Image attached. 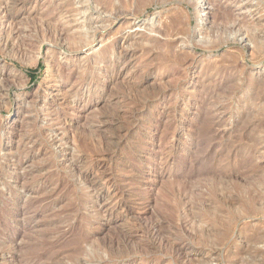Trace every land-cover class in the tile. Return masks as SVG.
Returning a JSON list of instances; mask_svg holds the SVG:
<instances>
[{"label": "rangeland", "instance_id": "rangeland-1", "mask_svg": "<svg viewBox=\"0 0 264 264\" xmlns=\"http://www.w3.org/2000/svg\"><path fill=\"white\" fill-rule=\"evenodd\" d=\"M65 1L0 0V264H264V0Z\"/></svg>", "mask_w": 264, "mask_h": 264}, {"label": "bare ground", "instance_id": "bare-ground-1", "mask_svg": "<svg viewBox=\"0 0 264 264\" xmlns=\"http://www.w3.org/2000/svg\"><path fill=\"white\" fill-rule=\"evenodd\" d=\"M67 1V0H66ZM65 1V2H66ZM89 0H83V2L84 3H86V2H88ZM91 1V0H90ZM96 1V3H98V4H101L102 2H101V0H95ZM109 1V0H108ZM158 3L159 2H162V3H165V2H168L169 0H156ZM181 1V0H180ZM188 1H191L192 2V4L195 6V8H196V10H198L199 9V7L200 6H202V5H204L205 4V2H204V0H188ZM212 1V0H211ZM72 2V1H71ZM113 2V1H112ZM126 2V1H125ZM214 2V1H213ZM216 2V1H215ZM95 3V4H96ZM104 3H107V1L106 2H104ZM113 3H115V2H113ZM206 3H207V1H206ZM211 3V2H210ZM80 4H83V3H80ZM118 4V3H117ZM72 5V4H71ZM97 5V4H96ZM110 5V4H109ZM80 6H82V5H80ZM91 6H92V4H91ZM99 6V5H98ZM104 6V5H103ZM106 7L105 8H108L109 6L106 4L105 5ZM142 6V5H141ZM74 7V6H73ZM90 7V6H89ZM93 7V6H92ZM112 7H113V9H114V7H116V6H113V4H112ZM118 5H117V9L116 10H118ZM121 7V6H120ZM96 8V7H95ZM105 8H104V11H105ZM216 10H214L213 12V15H214V18H213V16H212V18L214 19V21H213V23H216V26L215 27H213V25L211 26L210 25V27H208L207 26V31L206 32H204L205 33V43H209V48L210 49H213L214 47H217L216 46V44L217 43H222L224 40L226 41V40H228L229 39V36H231V35H233V34H237L238 32H242V27L241 28H236V27H234V26H237V25H234V24H230V22H234V21H232V20H234L233 18H232V14H230V12H228V10H226V9H224L223 8V6H221L220 4L219 5H217L216 7ZM90 9V8H89ZM75 10V9H74ZM115 10V9H114ZM86 11V10H85ZM112 11V10H111ZM119 11V10H118ZM128 11V10H127ZM200 11V10H199ZM75 13V12H74ZM106 13H108V12H106ZM112 13V12H111ZM130 13V12H129ZM113 14V13H112ZM82 15H84V14H82ZM111 15V14H110ZM117 15V14H116ZM129 15V14H128ZM88 16H90V15H88ZM109 16V15H108ZM114 17V16H113ZM172 18V17H171ZM170 18V19H171ZM91 19V18H90ZM212 19V20H213ZM96 20V19H95ZM173 20H175L174 18H172V21ZM176 20H178V19H176ZM182 20V19H181ZM92 21V20H91ZM99 21V20H98ZM102 21V20H101ZM180 21V20H179ZM184 21V20H183ZM89 22V21H88ZM152 22V21H151ZM154 22V21H153ZM178 21H176V23H177ZM185 22V21H184ZM183 22V23H184ZM94 23V22H93ZM101 23V22H100ZM104 24V23H103ZM244 24V23H243ZM95 25V24H94ZM151 25V24H150ZM165 25V24H164ZM178 25V24H177ZM182 25V24H181ZM241 25V24H240ZM260 24H255V25H250L249 26V24H248V26L249 27H251L252 26V30H255V31H259L258 29V26H259ZM109 26V25H108ZM112 26H113V24H112ZM152 27L151 28H154V26H155V23L154 24H152L151 25ZM166 26V25H165ZM187 26V25H186ZM245 26V25H244ZM81 27V26H80ZM92 27V26H91ZM91 27H90V30H91ZM94 27V26H93ZM101 27V26H100ZM102 27H104V26H102ZM156 27V26H155ZM159 27V26H158ZM247 27V26H246ZM162 28V27H161ZM167 28V27H166ZM168 28H170V26L168 27ZM167 28V29H168ZM183 29L185 30V27H183ZM93 30V29H92ZM102 30H103V28H102ZM104 30H105V28H104ZM107 30V29H106ZM172 30V29H171ZM81 33H80V35H81V37H80V39L78 40L79 42H81V43H84L83 41H85V42H87V41H89V39L87 38V36H88V33H89V29L87 30V29H85L84 27H81ZM94 31V30H93ZM98 31V30H97ZM163 30L162 29H158V32H162ZM186 31V30H185ZM95 32V31H94ZM104 32V31H103ZM171 32V31H170ZM102 33V32H101ZM105 33V32H104ZM107 33V32H106ZM168 33V32H167ZM185 33V32H184ZM183 33V34H184ZM264 33V32H263ZM98 34V33H97ZM163 34V33H162ZM172 34V33H171ZM186 34V33H185ZM203 34V33H202ZM164 35H166V34H164ZM212 35V36H211ZM259 35V34H258ZM215 36H217V37H215ZM214 37V38H213ZM70 38V37H69ZM111 38V37H110ZM174 38H175V36H174ZM210 38V39H209ZM217 38H218V41H217ZM261 38V37H260ZM76 39H78V37L76 38ZM144 39V38H143ZM169 39V38H168ZM70 40H71V38H70ZM138 40V39H137ZM73 41V40H72ZM71 41V42H72ZM152 41V40H151ZM151 41H149V50L150 49H152V48H154V47H157L159 44L155 41L154 43H151ZM192 41V40H191ZM77 42V41H76ZM119 42V41H118ZM148 42V41H147ZM254 42H256V47L257 48H260V49H262V50H264V42H259V40L257 39V34H256V36H255V41ZM135 43V42H134ZM261 43V44H260ZM92 44V43H91ZM119 44V43H118ZM137 44V42L135 43V45ZM76 45V44H75ZM80 46H82V45H80ZM85 46H86V44H85ZM84 46V47H85ZM118 46V45H117ZM117 46H114L115 48H117ZM219 46V45H218ZM83 47V46H82ZM91 47V46H90ZM159 47L160 48H164V50H166V52L167 53H169V54H171L172 52H171V50L172 51H174V48H172L173 46L171 45V43H164V44H161V45H159ZM177 47V46H176ZM81 48V47H80ZM12 49V48H11ZM75 49V48H74ZM16 50V49H15ZM14 51V50H13ZM103 51V50H102ZM125 51V50H124ZM263 52V51H262ZM14 53H16V52H14ZM119 53H123V51L122 50H120L119 51ZM125 53V52H124ZM175 53V52H174ZM185 53V52H184ZM157 54V53H156ZM180 54V53H179ZM119 55V54H118ZM150 55V54H149ZM183 55H185V54H183ZM154 56H155V54H154ZM160 56V55H159ZM179 55H172V58H170V59H173V61L174 62H177L178 60H180V58L181 57H183L182 56V54L178 57ZM129 57V56H128ZM158 57V56H157ZM102 58V57H101ZM122 58V57H121ZM160 58V57H159ZM107 59V58H106ZM161 60H162V57L160 58ZM154 60H156V58L154 59ZM183 60V59H182ZM114 61V60H113ZM163 61H165L164 59H163ZM104 62V61H103ZM124 62V61H123ZM159 62H160V60H159ZM171 62V61H170ZM192 62V61H191ZM107 63V62H106ZM114 63V62H113ZM153 63V62H152ZM155 63V62H154ZM161 63H163V62H161ZM183 63V62H182ZM100 64V63H99ZM109 64V63H108ZM233 64V63H232ZM110 65V64H109ZM150 65V64H149ZM159 65H160V63H159ZM165 65V64H164ZM180 66V65H179ZM225 66V65H224ZM177 67V66H176ZM184 68V67H183ZM215 68H216V66H213V65H209L207 68H206V73L208 74V72H211V71H214L215 70ZM153 69V68H152ZM153 71V70H152ZM99 72V71H98ZM203 72V71H202ZM225 72V71H224ZM229 72V71H228ZM233 72V71H232ZM205 73V74H206ZM179 74V73H178ZM237 74V73H236ZM183 75V74H182ZM180 76V75H179ZM228 76V75H227ZM172 78V77H171ZM183 78V77H182ZM167 79V78H166ZM169 79V78H168ZM222 79V78H221ZM223 80V79H222ZM213 81V80H212ZM245 81V80H244ZM120 82V81H119ZM202 82V81H201ZM119 84V83H118ZM154 83H152V85H153ZM158 84V83H157ZM180 84V83H179ZM223 84V83H222ZM160 85V84H159ZM163 85V84H162ZM182 85V84H181ZM153 86H155V84L153 85ZM164 86V85H163ZM169 86V85H168ZM226 86V85H225ZM257 86V85H256ZM206 87V86H205ZM153 88H155V87H153ZM162 88V87H161ZM164 88L165 87H163V90L161 89V91H164ZM170 88H171V85H170ZM174 88V87H173ZM204 88V87H203ZM223 87L221 86V83H217V84H213V85H210L208 88H207V90H206V93L207 94H210V95H214V94H218L219 93V90L220 89H222ZM256 88V87H255ZM120 89H121V86H120ZM157 90H158V88H156ZM175 89V88H174ZM243 89V88H242ZM251 89V88H250ZM143 90V89H142ZM154 90V89H153ZM152 90V91H153ZM227 90V89H226ZM252 90V89H251ZM263 90V89H262ZM140 91V90H139ZM145 91V90H144ZM159 91H160V89H159ZM167 91V90H166ZM176 91V90H175ZM221 91V90H220ZM228 91V90H227ZM223 92V91H222ZM112 93H113V91H112ZM156 93V92H155ZM154 93V94H155ZM115 94V93H114ZM151 94V93H150ZM200 94H201V92H200ZM221 95V94H220ZM146 97V96H145ZM219 97V96H218ZM256 98V97H255ZM259 98V97H258ZM140 100V99H139ZM145 100H146V98H145ZM150 100V99H149ZM152 100V99H151ZM156 100V99H155ZM208 100V99H207ZM141 101V100H140ZM154 101V100H153ZM211 101V100H210ZM255 101V100H254ZM117 102V101H116ZM143 102V101H142ZM151 102V101H150ZM141 103V102H140ZM146 103V102H145ZM115 104V103H114ZM255 104V103H254ZM105 106V105H104ZM131 106V105H130ZM261 108V107H260ZM264 108V107H263ZM128 109V108H127ZM130 109V108H129ZM140 109V108H139ZM205 109V108H204ZM113 109L111 108V111H112ZM216 110V109H215ZM104 111H106L105 109H104ZM115 112V111H114ZM247 112V111H246ZM250 112H251V110H250ZM113 113V112H112ZM245 114V113H244ZM110 115V114H109ZM203 115V114H202ZM245 116V115H244ZM106 117V116H105ZM250 117V116H249ZM203 118V117H202ZM125 119V118H124ZM132 119V118H131ZM106 120V119H105ZM202 122V121H201ZM199 124V123H198ZM200 126V125H199ZM198 126V127H199ZM243 126V125H242ZM250 127V126H249ZM256 127V126H255ZM115 128V127H114ZM200 128V127H199ZM248 128V127H247ZM110 129V128H109ZM108 129V130H109ZM214 129V123L211 121V122H207L206 121V123H204L203 124V126H202V128L200 129V131H201V134L203 135V136H207V137H209V136H213V130ZM254 130H256V129H254ZM104 131V130H103ZM248 131V130H247ZM85 132V131H84ZM102 132V131H101ZM198 132V131H197ZM248 133V132H247ZM253 133H255L254 131H253ZM81 134V137H83L82 136V133H80ZM79 134V135H80ZM90 135H91V133H89ZM93 134V133H92ZM107 134V133H106ZM124 134V133H123ZM33 135V134H32ZM85 135H86V133H85ZM120 135V134H119ZM247 135V134H246ZM87 136V135H86ZM196 136V135H195ZM198 136V135H197ZM196 136V137H197ZM80 137V139H82ZM103 137V136H102ZM85 137H83V139H84ZM87 138V137H86ZM104 138V137H103ZM105 138H106V136H105ZM104 138V139H105ZM201 138V137H200ZM238 138V137H237ZM249 139H250V137H249ZM248 139V140H249ZM40 140V139H39ZM78 140V139H77ZM89 140V139H88ZM213 140V139H212ZM246 140V139H245ZM83 141H86L85 139L83 140ZM91 141V140H90ZM102 141V140H101ZM104 141V140H103ZM215 141V140H214ZM250 141V140H249ZM79 142V141H78ZM236 142H237V140H236ZM235 142V143H236ZM44 143V142H43ZM81 143H82V141H81ZM84 143V142H83ZM84 144H86V143H84ZM89 144H91L90 142H89ZM249 144H250V142H249ZM42 145V144H41ZM82 146H83V144H81ZM80 145V146H81ZM241 145V144H240ZM39 146V145H38ZM87 146V145H86ZM91 146V145H90ZM90 146H88L89 148H90ZM93 146V145H92ZM92 146H91V148H92ZM83 147H85V146H83ZM87 148V147H86ZM84 149V150H87V149ZM90 148V149H91ZM39 149V148H38ZM90 149H88L90 152H93V151H91ZM240 149V148H239ZM99 150V149H98ZM89 151H87V152H89ZM240 151H241V149H240ZM248 151V150H247ZM258 151V150H257ZM86 152V151H85ZM226 153V152H225ZM94 154V153H93ZM93 154H91L90 153V155H93ZM203 154H204V152H203ZM234 154V153H233ZM252 154V153H251ZM254 155H255V153H254ZM94 156V155H93ZM237 156V155H236ZM95 157V156H94ZM221 157H224V156H221ZM86 158V157H85ZM91 158V157H90ZM251 158V157H250ZM96 159V158H95ZM236 159V158H235ZM239 159V158H238ZM224 160V159H223ZM229 160V159H228ZM197 161V160H196ZM233 161V160H232ZM235 161V160H234ZM91 162V161H90ZM204 162V161H203ZM237 162V161H236ZM235 162V163H236ZM191 163H192V161H191ZM198 163V162H197ZM238 163V162H237ZM221 165V164H220ZM229 165V164H228ZM219 166V165H218ZM248 166V165H247ZM246 166V167H247ZM191 167H192V164H191ZM199 167V166H198ZM240 167V166H239ZM245 168V167H244ZM248 168V167H247ZM251 168V167H250ZM257 168V167H256ZM261 168V167H260ZM208 169V168H207ZM241 169V168H240ZM253 169V168H252ZM79 171L81 170V169H78ZM227 170V169H226ZM243 170V169H242ZM257 170H259V169H257ZM82 172V171H81ZM240 172V171H239ZM252 172V171H251ZM130 173V172H129ZM192 173V172H191ZM190 173V174H191ZM234 173V172H233ZM249 173H250V171H249ZM194 174H197L198 176H199V173L198 172H195ZM235 174V173H234ZM233 174V175H234ZM240 174V173H239ZM246 174V173H245ZM184 175V174H183ZM189 175V174H188ZM215 175L218 177V175H219V171H216L215 169H210L209 171H207L206 173H204V176H211L212 178H215ZM222 175V174H221ZM250 175V174H249ZM83 176V175H82ZM193 176V175H192ZM195 176V175H194ZM201 176V175H200ZM199 176V177H200ZM223 176V175H222ZM226 176V175H225ZM229 176L231 177V174L229 173ZM229 176H227V177H229ZM235 176V175H234ZM237 176V175H236ZM236 176L234 177V178H236ZM241 176V175H240ZM243 176L245 177H247V175H244L243 174ZM243 176H241V177H243ZM256 176V175H255ZM84 177H85V175H84ZM250 177V176H249ZM177 178V177H176ZM187 178V177H186ZM195 178H197V177H195ZM204 178V177H203ZM220 178V177H219ZM218 178V179H219ZM86 179V178H85ZM84 179V180H85ZM185 179V178H184ZM189 179V178H188ZM191 179V178H190ZM181 180V179H180ZM192 180H193V178H192ZM238 180H240V179H238ZM243 180V179H242ZM168 181V180H167ZM191 181V180H190ZM245 181V180H244ZM243 181V182H244ZM183 182V181H182ZM188 182V181H187ZM171 183V182H170ZM177 183V182H176ZM172 184V183H171ZM195 184H197V183H195ZM167 185V184H166ZM206 185V184H205ZM68 186V185H67ZM179 186V185H178ZM189 187H190V185H189ZM176 188V187H175ZM178 188V187H177ZM60 189V188H59ZM179 189V188H178ZM189 189V188H188ZM191 189H193V188H190L189 190L191 191ZM177 190V189H176ZM186 190V189H185ZM195 190V189H194ZM170 191H171V189H170ZM220 191V190H219ZM68 192V191H67ZM70 192V191H69ZM72 192V191H71ZM166 192V191H165ZM171 193V192H170ZM172 193L174 194V192L172 191ZM186 194H184L185 195V198L188 200L189 199V195L191 194H189V193H187V192H185ZM220 193V192H219ZM223 194V193H222ZM70 195V194H69ZM169 195V194H168ZM171 195V194H170ZM169 195V196H170ZM180 195V194H179ZM192 195V194H191ZM218 195V194H217ZM225 196H227L228 197V195H225ZM192 197V196H191ZM198 197H200V196H198ZM222 197V196H221ZM224 197V196H223ZM222 197V198H223ZM233 197V196H232ZM246 197V196H245ZM69 198V197H68ZM67 198V200H69ZM83 198V197H82ZM248 198V197H247ZM184 199V198H183ZM193 199V198H192ZM169 200V199H168ZM225 200V199H224ZM170 201V200H169ZM173 201V200H172ZM182 201V200H181ZM181 201H178V203H177V205H179V203H181ZM189 201H191V198L189 199ZM40 202V201H39ZM171 202V201H170ZM185 202V201H184ZM221 202H223V201H221ZM182 203H183V201H182ZM188 203V202H187ZM187 203H186V205H187ZM206 203V202H205ZM227 203V202H226ZM229 203V202H228ZM174 204H176V203H174ZM189 204H190V202H189ZM191 204H192V201H191ZM193 204H196V203H193ZM192 204V205H193ZM200 204V203H199ZM161 205V204H160ZM166 205V204H165ZM206 206H207V204H205ZM259 205H261V204H259ZM198 206V205H197ZM202 206V205H201ZM232 206V205H231ZM81 207V206H80ZM166 207V206H165ZM208 207V206H207ZM181 208H183V207H181ZM167 209V208H166ZM166 209H164V210H166ZM168 209H172V208H168ZM191 209H195V208H191ZM162 210V209H161ZM173 210V209H172ZM186 210V209H185ZM169 211V210H168ZM177 212V211H176ZM163 213V212H162ZM166 213H169V212H166ZM172 213V212H171ZM185 212H183V214H184ZM191 213V212H190ZM177 214V213H176ZM170 215V214H169ZM218 216V215H217ZM163 217V216H162ZM168 217V216H167ZM170 217V216H169ZM189 217V216H188ZM193 217V216H192ZM214 217V216H213ZM221 217V216H220ZM166 219V218H165ZM169 219V218H168ZM171 219V218H170ZM172 220H175V218L174 219H172ZM177 220V219H176ZM167 221V220H166ZM170 221V220H169ZM172 222V221H171ZM174 222V221H173ZM177 222V221H176ZM192 222V221H191ZM162 224V223H161ZM182 224V223H181ZM183 224H185V223H183ZM182 224V225H183ZM204 225V224H203ZM224 225V224H223ZM226 225V224H225ZM95 226V225H94ZM184 226V225H183ZM193 226V225H192ZM192 226H191V228H192ZM198 226V225H197ZM188 227V226H187ZM204 227V226H203ZM156 230V229H155ZM182 230V229H181ZM184 230H188V229H186V228H184ZM199 230V229H198ZM90 231V230H89ZM187 232V231H186ZM190 232V231H189ZM201 232H202V230H201ZM93 233V232H92ZM88 234V233H87ZM187 234V233H186ZM157 235V234H156ZM189 235H190V233H189ZM83 236V235H82ZM193 236V235H192ZM195 237L197 236V235H194ZM191 237V236H190ZM198 237V236H197ZM206 237V236H205ZM80 238V237H79ZM101 238V237H100ZM105 238V237H104ZM199 238L200 237H198L197 239H198V241H199ZM29 239V238H28ZM47 239H49V238H47ZM51 239V238H50ZM195 238H193V240H194ZM251 239V238H250ZM196 240V239H195ZM201 240H203V238L201 239ZM57 241V240H56ZM94 241V240H93ZM96 243V242H95ZM103 243V242H102ZM122 243H124V242H122ZM207 243V242H206ZM57 244V243H56ZM97 244V243H96ZM219 244V243H218ZM104 245V244H103ZM41 246V245H40ZM47 246V245H46ZM62 246V245H61ZM105 246V245H104ZM97 247V246H96ZM57 248V247H56ZM93 248V247H92ZM250 248V247H249ZM28 249V248H27ZM177 249H179V248H177ZM247 249H248V247H247ZM60 250V249H59ZM119 250V249H118ZM31 251V250H30ZM51 251H52V249H51ZM39 252V251H38ZM46 253H48V251H44L43 252V254H41L39 257H38V260H39V258H43L45 255H46ZM64 253V252H63ZM62 253V254H63ZM70 253V252H69ZM111 253H112V251H111ZM67 254H68V252H67ZM71 254H73V253H71ZM76 254V253H75ZM74 254V255H75ZM77 255V254H76ZM54 256H57V255H54ZM20 257V256H19ZM59 257V256H58ZM58 257L57 258H55V259H57L56 261L57 262H59L58 261ZM64 257H65V254H64ZM34 258H37V257H32V259H34ZM19 260V259H18ZM37 260V261H38ZM60 260H61V258H60ZM63 261V260H62ZM81 261V260H80ZM52 262V261H51ZM54 262V261H53ZM61 262V261H60ZM60 262H59V264H60ZM65 262V261H64ZM99 262V261H98ZM97 262V263H98ZM36 263V262H35ZM81 263V262H80ZM55 264V263H54ZM58 264V263H57ZM100 264V263H99Z\"/></svg>", "mask_w": 264, "mask_h": 264}, {"label": "trees", "instance_id": "trees-1", "mask_svg": "<svg viewBox=\"0 0 264 264\" xmlns=\"http://www.w3.org/2000/svg\"><path fill=\"white\" fill-rule=\"evenodd\" d=\"M28 72H30V73H32V74H33L35 71H34V70H29Z\"/></svg>", "mask_w": 264, "mask_h": 264}]
</instances>
